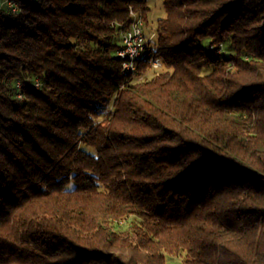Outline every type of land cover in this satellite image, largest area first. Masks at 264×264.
Instances as JSON below:
<instances>
[{"label": "trees", "instance_id": "1", "mask_svg": "<svg viewBox=\"0 0 264 264\" xmlns=\"http://www.w3.org/2000/svg\"><path fill=\"white\" fill-rule=\"evenodd\" d=\"M162 4L0 0V264H264V0Z\"/></svg>", "mask_w": 264, "mask_h": 264}, {"label": "rangeland", "instance_id": "2", "mask_svg": "<svg viewBox=\"0 0 264 264\" xmlns=\"http://www.w3.org/2000/svg\"><path fill=\"white\" fill-rule=\"evenodd\" d=\"M162 3L163 0H147V5L150 11L148 13L147 19L143 21L144 22L143 33L146 41L151 47L155 45L157 39L156 36L157 21L165 16V10ZM168 264H180V263L178 259H174L173 261H169Z\"/></svg>", "mask_w": 264, "mask_h": 264}, {"label": "bare ground", "instance_id": "3", "mask_svg": "<svg viewBox=\"0 0 264 264\" xmlns=\"http://www.w3.org/2000/svg\"><path fill=\"white\" fill-rule=\"evenodd\" d=\"M134 23H136V16H133V22L130 26V28L126 31H131V29L134 27ZM137 41V33L136 32H129L128 39H122V48L120 51H127L129 48V42H136ZM146 45H139L135 46L133 49V53L131 56L130 61V53H123L122 55H118L121 59L122 64L129 62L125 67H123L124 73H132L137 68V59L142 55L143 51L145 50Z\"/></svg>", "mask_w": 264, "mask_h": 264}, {"label": "built area", "instance_id": "4", "mask_svg": "<svg viewBox=\"0 0 264 264\" xmlns=\"http://www.w3.org/2000/svg\"><path fill=\"white\" fill-rule=\"evenodd\" d=\"M133 16H136V15L133 14ZM143 23H144L143 20L136 16V23H134V27L131 29V31H125L122 34V39H128L129 32H136L137 33V41L136 42H129L128 50L127 51H119L118 55H122L123 53H130V61H131V56H132L133 49L135 48V46L146 45V39H145L144 33H143ZM130 61L122 64V68L125 67L127 64H129ZM152 66H153V68H158L160 66V64L158 62H154L152 64Z\"/></svg>", "mask_w": 264, "mask_h": 264}]
</instances>
